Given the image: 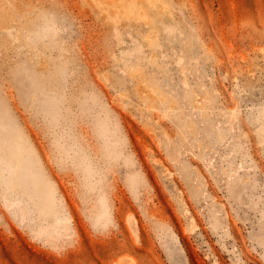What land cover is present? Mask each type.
Instances as JSON below:
<instances>
[{
  "label": "rangeland",
  "instance_id": "obj_1",
  "mask_svg": "<svg viewBox=\"0 0 264 264\" xmlns=\"http://www.w3.org/2000/svg\"><path fill=\"white\" fill-rule=\"evenodd\" d=\"M0 264H264V0H0Z\"/></svg>",
  "mask_w": 264,
  "mask_h": 264
}]
</instances>
